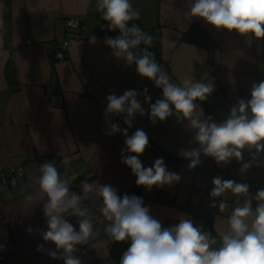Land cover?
<instances>
[{"label": "crops", "instance_id": "obj_1", "mask_svg": "<svg viewBox=\"0 0 264 264\" xmlns=\"http://www.w3.org/2000/svg\"><path fill=\"white\" fill-rule=\"evenodd\" d=\"M139 11L138 24L153 37L149 51L168 73L173 83L182 86L185 78L214 82V91L206 101H196L204 117L220 123L229 115L237 101L250 99L253 83L264 80V38L246 39L235 30L217 29L202 18L188 20L187 14L194 0H130ZM3 4V26L0 27V171L8 174L21 166V179L6 187H0V264H64L48 253L55 250L51 241L43 240L39 228L47 231L46 218L41 202L31 204L40 194L38 177L41 166L66 157L68 171L78 174L77 189L85 196L83 186L108 184L117 189L119 196L135 195L142 198L150 214L161 222L162 228L179 222L181 216L190 218L194 226H202L218 242L228 229V219L244 200L257 206L256 193L264 188V153L241 173V164L249 162L251 155L243 152V160L235 158L225 165L217 164L212 157L201 154V163L189 168L182 158L181 149L198 145L193 140L194 129L185 127L187 121L177 122L175 116L155 125L149 121L150 103L155 93L162 89L154 86L146 77L136 72V65L126 66L123 60L111 55L104 43L105 37L115 38L120 33L102 31L107 21L97 11V0H0ZM75 17L78 27H65L64 19ZM95 36L96 43H89ZM67 38L63 59L54 60L51 53L57 43ZM174 42V43H170ZM140 48L145 47L141 44ZM147 88L149 103L144 96L137 99L145 109V115H136L131 136L143 129L149 140L138 158L144 167H151L162 158L169 172L181 179L172 185L153 186L151 190L138 186L131 169L121 162L122 156L135 155L126 150L125 137L121 133L107 135L105 122L106 96L122 95L126 90L138 93ZM121 129L124 116H109ZM122 149L125 151L122 153ZM48 156L51 158L38 159ZM64 164V163H63ZM61 178L67 170L57 168ZM211 171V172H210ZM216 176L236 182L254 177L258 187H250L247 197L233 194L230 190L216 197V207H210L209 193ZM69 191L73 188L69 186ZM93 190L87 193L81 205L92 213L90 201L100 199ZM46 199V197H45ZM226 202L225 211L219 203ZM101 205L103 206L102 202ZM66 219L79 230L78 217ZM33 231L29 233L27 229ZM99 235L88 244L77 245L73 254L81 264H120L110 253L101 226L94 225ZM44 250L38 251L37 246ZM62 251V250H61Z\"/></svg>", "mask_w": 264, "mask_h": 264}, {"label": "clouds", "instance_id": "obj_2", "mask_svg": "<svg viewBox=\"0 0 264 264\" xmlns=\"http://www.w3.org/2000/svg\"><path fill=\"white\" fill-rule=\"evenodd\" d=\"M96 8L102 19L108 22V30H118L120 33L115 38L104 39L111 49V55L123 60L126 66L135 64L139 76L148 78L155 87L162 89V98L149 105L150 123L155 125L157 121L175 116L178 123L187 121L185 127L195 130L193 140L198 146L181 149L178 153L189 160V168L201 163V154L212 157L217 164L227 165L232 158L240 163L244 151L250 153L251 159L241 164V173L253 164H259L258 158L264 153V80L253 83L250 99L238 100L231 107L228 117L217 123L211 116L204 117L202 108L196 103L208 99L214 91V82L197 81L192 76L185 78L182 86L173 83L168 73L156 62L155 54L149 51L153 37L136 23L129 26L130 21H138L140 16L130 0H97ZM2 10L3 4L0 3V27L3 26ZM187 18L189 21L202 18L217 29L235 30L246 39L264 38V0H194ZM96 41L95 36L89 37V43ZM141 44L145 47L140 48ZM60 56L57 53V57ZM147 91L145 88L138 93L132 89L119 96L107 95L105 122L109 129L106 134L121 133L125 137L127 152L135 154L122 156L121 162L131 169L136 177V185L151 190L153 186L177 183L181 177L169 172L162 158L156 159L151 167H144L138 156L148 146V136L143 129L128 135V128L132 127L136 115H145L137 96L143 95L145 103L152 99L146 95ZM121 115L127 125L124 129L108 119L109 116ZM121 151L123 153L125 149ZM63 163L67 166L70 161L65 157ZM75 175L61 178L56 164L48 161L41 166L38 177L40 194L35 199L27 197L32 205L43 201L47 231L39 228L36 231L43 240L55 245V250L48 253L53 259H62L64 264H81V260L73 255L78 250L77 245L88 244L89 240L99 235V230H94L93 219L87 209L81 206L87 193L95 190L102 198L100 213L107 221L103 232L113 242H130L120 258V264H264V188L256 193L258 203L255 210L252 201L247 198L242 206L233 209L228 219V229L221 234L218 242L202 226H194L192 220L185 216H181L177 224L162 228L161 222L150 214L149 207L144 206L142 198L127 194L121 197L117 189L108 184H85L83 197L70 192L69 183ZM212 185L210 207H216L215 198L226 191L245 197L249 192L247 183L223 180L219 176L212 179ZM227 207L226 202L219 203L221 212ZM70 216L79 218L78 231L66 219ZM27 231L31 233L33 229L29 227ZM37 250L43 251V245H38Z\"/></svg>", "mask_w": 264, "mask_h": 264}, {"label": "built area", "instance_id": "obj_3", "mask_svg": "<svg viewBox=\"0 0 264 264\" xmlns=\"http://www.w3.org/2000/svg\"><path fill=\"white\" fill-rule=\"evenodd\" d=\"M65 24L68 26H77L79 24V20L75 17H69L65 19ZM66 44H67V40H63L58 45V47L54 49L52 54V57L54 59H62L64 57ZM57 53L61 54L59 58L57 57ZM160 98H162V91H157L155 93V100ZM53 162L56 164L57 168L67 170V177L73 176L74 172L68 171V167L65 166V164L61 163L58 159H55ZM21 175H22L21 166L12 168L8 174H5L0 171V187L2 188V187H6L7 185L17 183L21 179ZM245 183L249 185V188L258 187L261 185L260 182L254 177L247 179ZM69 186L73 188L74 193H76L79 196H82V194L77 189L75 178L70 181ZM85 202L86 200L82 199L81 205H83ZM101 202H102V198L90 201V205L92 206L93 209L92 213L90 214V217L93 219V224L101 226L103 230L104 224L107 223V221L104 220V217L100 213V208L102 207ZM103 235L107 240L110 253L115 255L116 263H119L122 254L128 249L130 242L127 240L121 242H113L108 239L107 235L104 232Z\"/></svg>", "mask_w": 264, "mask_h": 264}, {"label": "trees", "instance_id": "obj_4", "mask_svg": "<svg viewBox=\"0 0 264 264\" xmlns=\"http://www.w3.org/2000/svg\"><path fill=\"white\" fill-rule=\"evenodd\" d=\"M66 18H69V17H66ZM65 18V19H66ZM65 19H64V24H65ZM78 19V18H77ZM79 20V19H78ZM79 24H80V20H79ZM79 24L77 25V26H68V25H66L65 24V27L66 28H68V27H71V28H75V27H78L79 26ZM106 32V31H109L108 30V28H107V25H105V26H103V28L101 29V32ZM63 40H67V43H68V39L67 38H63V39H61L58 43H57V45H56V47H58V45L63 41ZM55 47V48H56ZM54 48V49H55ZM66 48H67V44H66ZM66 48H65V51H66ZM54 51V50H53ZM52 54H53V52L51 53V57H52ZM65 56V55H64ZM64 58V57H63ZM62 58V59H63ZM52 59H54L53 57H52ZM54 60H57V59H54ZM149 113V112H148ZM147 116H149L148 114H147ZM39 160L40 159H46V158H51V157H48V156H43V157H37ZM55 159H52L51 161L53 162ZM177 160H179V161H183V162H188L189 160L188 159H184V158H177ZM68 167V166H67ZM73 172V171H72ZM211 172V171H210ZM76 174V173H75ZM22 176V175H21ZM78 177V174H76L75 175V180H76V178ZM246 181H240V183H245ZM137 188H138V185H135V190H137Z\"/></svg>", "mask_w": 264, "mask_h": 264}]
</instances>
